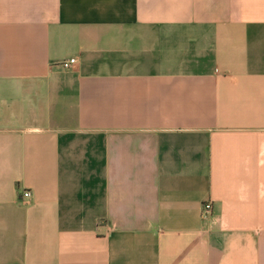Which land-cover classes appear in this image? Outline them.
I'll list each match as a JSON object with an SVG mask.
<instances>
[{
	"label": "crops",
	"instance_id": "crops-1",
	"mask_svg": "<svg viewBox=\"0 0 264 264\" xmlns=\"http://www.w3.org/2000/svg\"><path fill=\"white\" fill-rule=\"evenodd\" d=\"M0 264H264V0H0Z\"/></svg>",
	"mask_w": 264,
	"mask_h": 264
},
{
	"label": "built area",
	"instance_id": "built-area-1",
	"mask_svg": "<svg viewBox=\"0 0 264 264\" xmlns=\"http://www.w3.org/2000/svg\"><path fill=\"white\" fill-rule=\"evenodd\" d=\"M73 62H75V59H69V60L63 61V62L61 63V65H62L63 68H67V67H69ZM30 195H31V194H30V192H29L28 190H25V191H23V193H22V196H23L24 198H26V199H29V198H30ZM209 210H210V205H209V203L203 205V213H204V214L208 213Z\"/></svg>",
	"mask_w": 264,
	"mask_h": 264
}]
</instances>
